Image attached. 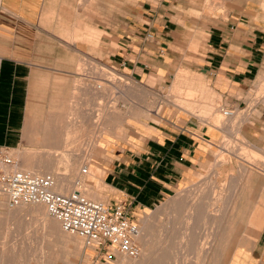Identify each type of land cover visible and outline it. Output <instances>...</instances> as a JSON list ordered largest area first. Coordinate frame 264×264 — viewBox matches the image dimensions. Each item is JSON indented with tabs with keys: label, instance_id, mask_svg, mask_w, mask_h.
Masks as SVG:
<instances>
[{
	"label": "crops",
	"instance_id": "1",
	"mask_svg": "<svg viewBox=\"0 0 264 264\" xmlns=\"http://www.w3.org/2000/svg\"><path fill=\"white\" fill-rule=\"evenodd\" d=\"M83 1L79 2L80 6L93 7L97 11L96 3ZM51 12L54 11L50 0H0V146L13 150V155L23 143L28 149L40 142L36 135L40 134L41 126L45 125L43 130L51 141L57 140L56 133L64 134L63 128L58 130L59 120L64 115L57 116L55 124H44L40 122L44 118L40 111L64 110L67 105L81 104L82 97L92 94H100L95 95L93 105L96 110L105 111L106 125L113 126L111 87L117 86L108 79L82 71L84 62L92 67L99 61L85 54L79 44L91 43L101 31L92 25L83 27L74 23L72 28L57 27L60 35L53 34L50 30H56L55 24L60 19L52 17ZM172 17L163 4L144 2L133 19L123 25L117 48L106 49L109 54L104 63L111 69L117 67V73L123 79L133 86H141L144 91L161 88L169 82L172 86L179 61L191 39L190 28ZM197 31L193 41L201 40L204 35L205 39L199 53L195 54L198 61L195 72L204 77L207 85L201 80L184 85L186 90L202 95L201 104L191 107L190 112L170 103L175 106L173 109L160 115L151 112L158 121L130 117L129 104H120L126 118L123 124L117 122L116 130L122 127L126 138L114 140L106 133L101 142L104 153L97 162L98 168L104 171L102 180L109 204L120 202L130 209L147 210L198 180L212 154L210 146L227 133L226 127L213 126L200 119H207L213 107L209 101L210 90L222 97L223 107L235 108L241 113L237 122L240 132L250 142L264 146V102L254 96L264 72V16L257 8L254 10L249 6L226 21ZM66 47L78 55H67ZM83 78L93 82L102 79L109 88L91 86ZM152 78L155 79L153 85L150 83ZM181 85L175 80L172 88ZM68 109L78 111L77 107ZM30 111L32 123L28 128ZM53 124L57 128L50 126ZM66 125L69 127L67 135L75 134L74 127L79 126L72 121ZM89 148L95 150L97 144ZM19 154L35 160L92 155H31L26 151H19ZM262 200L259 204L242 200V207L249 206V213L243 218L246 224L253 221L261 224L251 255L258 257L260 254L259 259L264 262V212H257L255 217V210L264 205V197ZM260 247L263 248L259 251Z\"/></svg>",
	"mask_w": 264,
	"mask_h": 264
},
{
	"label": "rangeland",
	"instance_id": "2",
	"mask_svg": "<svg viewBox=\"0 0 264 264\" xmlns=\"http://www.w3.org/2000/svg\"><path fill=\"white\" fill-rule=\"evenodd\" d=\"M81 1L84 2L83 0H50L51 8L54 11V12H51V16L54 18L60 19V22L55 24L56 30H50V32L53 34L60 35V28L57 29V27H60L61 25H66L72 28L74 23H79L83 27L85 25H92L101 31V32H98V35L95 38L96 40L92 39L93 43L92 42L91 43L82 42L79 44V47L81 46L80 49L85 54H90L95 58V60L99 61V63H97L96 65L92 64V67L90 66L88 62L87 63L84 62L85 64H83L82 66L83 67L82 71L83 72L88 71V73H90L89 75L91 76H95V77L99 76V77H103L104 79H108L111 81V83L117 86V88L115 89L111 87V90L113 93V110L110 113L112 114L113 126L106 125L107 122L105 119L106 118L105 111L96 110L95 106L93 105L94 98L100 94H92L86 97H82L81 104L79 105L75 104L74 106L67 105L65 106L66 109L64 110L51 109V110H46V111H40L39 114L44 117L43 120L42 119L40 120V122L44 124L48 122L56 123L58 122L56 120V117L64 115L63 118H60L59 122H61V126L58 127V130L63 128L62 130L64 131V134L56 133L57 140L51 141L50 137L48 138L43 130L45 128L44 127L45 125L41 126L39 127L40 134L36 135L37 137H39L40 142H38L37 144L35 143L34 148L30 147L28 149L26 147V144L23 143V145H21L17 150L14 151V156H16L19 151H26L31 155H36L39 153H46V154L60 153V154H66V155L67 154L68 155L69 154L70 155L72 154L84 155L86 153H89L92 155L88 156L87 158H83V159L89 160V162L91 163V165H93V167H98L97 162L100 160V157L103 156V153H104L103 149H101L102 147L101 142H102L103 137H105L106 133H108V135H112L114 140H121V139L125 140L126 138V133L125 131H123L122 127H120L119 130H116L117 122L121 121L123 124L126 118V115H122V112L120 109L121 103L129 104V113L131 114L130 117H133L136 119L141 118V117H146L148 119L158 121V119L150 111L151 110L155 111L159 113L160 115L164 113L165 111L169 109H173L175 107L170 104L171 102L179 103L180 101L184 109H187L190 112L192 111L191 104H189L188 102H184V100L181 101L182 99L189 97L188 92L190 90H186L184 84H186L187 82L191 83L192 81H195V80L196 81L201 80L207 85V82L205 81L204 77L198 75L195 72V66L198 62L196 60L195 54L199 53V50L203 46L204 39H205V35H204L201 37V40H198L196 42L193 41L194 35L198 34L197 30L199 28L212 26L213 24L219 21H224V20L226 21L229 18H231L232 15L240 13L241 10L249 6H251L254 10L255 8H257L258 13L264 16V0H217V1L213 0L214 3L212 2V0L211 1L210 0L209 1L208 0H86L89 3L91 2V4L96 3L97 11L93 9V7L85 9L84 7L80 6L79 2ZM144 2H150V4H163V6H165V8L169 10V14L173 16L172 17L173 19L177 20L180 23L185 24L186 26H188V28H190L189 34H190L191 39L189 41V45L186 47V52L184 53L182 59H180L179 68L176 70L173 76V79H172L173 84L175 80L176 82L182 83V85L179 88H176V87L172 88L173 84L172 86H169L170 85V82H169L166 85H163L161 88H156V89H153L152 91L151 90L144 91L141 88V86L140 87L133 86L132 84L128 83L125 79H123L117 73L119 71L117 67H114L113 69H111L110 68L111 66L106 65L103 61L109 54V52H107L106 49L109 47L113 49L117 48V40L120 34L122 33L121 30L123 28V25L133 19V16L137 14L138 10L142 7ZM213 4H216V5H213ZM56 41H58V43L61 44V42L58 39ZM66 54L71 55V56L78 55L72 49L69 50V48L67 47H66ZM80 56H81V59H84L82 55ZM179 76L181 78L180 80H177L176 78ZM82 80L85 82L91 83V86H94V87H97L100 85V86H103V89L109 88L107 83L102 79L96 82L88 81V80H85L84 78ZM154 80L155 79H153V81L152 79L150 80L151 85H153ZM255 93L256 94H254V96H257L258 99H261L264 102V72L262 73L259 79L258 85L255 87ZM102 95H104V93H102ZM199 97L200 96L197 95V93H195V99ZM209 101L212 104L211 106L213 105L216 106L215 109L217 113H215V115H218L219 121L215 120L213 116H211V114H213L214 112L213 107L207 119L200 118V117L199 118L205 120L206 122H208L209 124H212L213 126L226 127L227 133L214 146H210L212 149V154L210 156L208 163L203 168V171H201L202 175L192 185L187 186L183 190L179 191L175 196H173L172 198H169L162 204H159L158 206L147 209V210H139V209L133 208L131 209V212H130L132 218L139 224L140 230H141L142 227H145L142 224L141 220H143V218L145 217L148 211L150 212V214L151 213L153 214V212L154 213L157 212L158 209H162L160 210V212H158L160 214L161 211L163 212L166 209V211L161 213L162 216L159 214H156L159 217L155 218L154 220L155 223L152 224L153 227L154 225L157 224L155 226L156 228L152 227L151 230H153V232L150 231L151 233H148V237H147L149 238L147 239V241L149 242L148 243L149 246L148 245L146 246V251L150 249L149 251H147V253L151 255L150 257L159 256L161 252L166 250L164 251L162 255V256L165 255L163 258L160 255L161 257H159V259L161 260L159 264H162V263L173 264L172 263L173 261L175 262L174 264H177L179 262L182 263L183 257L185 258L186 256L188 258L186 257V259L184 260L187 262V264L188 263L190 264V262L191 264H203L204 262L205 264H208V262L206 263L205 256L203 258L201 256V259H200L199 255L197 256V253H195L194 251L193 252L191 251V253L188 251L189 252L188 253L187 250L186 252L188 254H186V252L184 251L185 250L184 247H183L184 250H182V248L177 249L179 251L180 250L182 251V253L178 251L179 257L177 256V259L179 262L175 261V259L173 260L172 258L175 256L174 255L175 253L171 254L172 251L173 252L175 251L172 249L176 247L177 241L180 240L179 238L177 240L176 236L180 237L179 235L182 231H184L183 230L184 228L187 227L184 232L185 233L188 232V235L187 233L185 235L184 232H182L183 234H181V236L183 235L186 237L184 240L186 241L185 243H187V240L189 241L196 240L197 236L199 237L197 239H199L201 243L207 242L205 240H207L208 234L212 231L211 227H209V224H205L203 222H200L201 223L200 224L198 221V217L195 214H191V212L189 211V208L191 207L193 203H200L203 201L204 202L208 201L209 199H207V196L210 194H211V199H212V193L213 195H214V192L215 194H217L219 191V186H221L222 184L227 185L226 191H225L226 195L230 193V195L232 196L235 190L233 185H235L236 183H233L231 179H229V174L233 173L236 177L237 176L239 177V175H241V172H239L240 171L239 161H241L242 159H246V160L249 159L250 161L256 162V163L258 162L260 164L259 167L263 169L262 173H264V146H259L253 142H250L247 139V137H245L244 134H242L240 130L237 128V122L239 121L241 113L237 111L235 118L225 117L223 113L221 112V108L223 107L222 97L218 96L217 94L211 93V90H210V95H209ZM70 107H77L78 111H74V112L72 110L69 111L68 108ZM178 111L180 113L187 114V112L183 110H178ZM83 114L84 116H82ZM96 114L97 116H95ZM188 114H191V113H188ZM31 115H32V111L29 112V117L27 120L28 128L31 127V123H32ZM71 121L78 123L79 126L77 125L74 127L75 134L67 135L66 132L69 130V127H67V125L65 126V124H68ZM54 124L50 126L52 127L54 126L55 128H57V126H55ZM94 142H96L97 144V149L91 150L89 147L92 144L96 145L94 144ZM222 147H225L227 151L224 150ZM249 155L253 156V159L249 157ZM240 157L242 159H240ZM83 168H86V167L81 166L80 172H82V174L84 175L85 180L83 181V179L79 178L78 181L75 182V188L80 189V190H83L86 188L89 190L91 186H94V184L96 183V180L93 177H91L89 173H83V170H82ZM67 169L68 168L61 165L58 171L59 173L62 174L66 172ZM255 170H254V174L252 175V178L250 179V181L244 184L246 186L244 188V192L242 194L241 200H243L244 202L259 204L263 201L262 198L264 197V176L260 172L257 171L258 170L257 168ZM99 171H100V175L102 174L104 175V171L102 169ZM46 173L52 175V173L45 172V174ZM231 184L233 187H231ZM228 185H230V188L233 191L229 190ZM105 188L106 186L103 184V181H102V188H100L101 189L100 193L101 195H103L105 199L101 200V202L108 203L109 195L106 192ZM196 188L198 189L196 190ZM227 188H228V191H227ZM194 190H196V192H194ZM202 190H204V192H202ZM72 192H74V190ZM187 193L190 196H192V198L189 197ZM200 194H204V195L200 196ZM230 195H228V199L230 198ZM197 196H200V198H198ZM195 197L196 199H193ZM179 198L181 199L183 198L182 201H180L181 199ZM226 199H227V196H226ZM186 200H189V201H186ZM199 200L200 202H198ZM215 202L219 203V206H220L222 200L221 199L218 201L216 200ZM169 203L172 204L171 207H169L170 206ZM177 206L179 207L178 209H177ZM214 209L215 210L211 211L213 216L219 213L216 211L218 210V207H215ZM260 211H262L260 213H263L264 207L261 208ZM187 212H190V215ZM211 215L209 217H212ZM257 215L258 213L256 212L255 217ZM11 216H8L7 217L8 219L3 218L2 221L0 220V223H1L0 224V263L1 264H4V263L5 264H44L43 262L45 261L43 260H45V257L50 252H52V250L49 251L48 248L45 247L46 245L45 246L41 245L42 236H43L42 232L44 231L42 227L43 224H42L41 217L29 214V213H23L16 217L14 216V218L12 217L13 219L12 220ZM193 217H196V218H193ZM199 218H203V217H199ZM194 219H195V223L193 221ZM189 221L192 222V226H190L191 222ZM158 223H159V226H161V228L158 226ZM187 223L188 225L186 226L185 224ZM195 224L201 225L202 227L196 226ZM202 224H205V225H202ZM157 226L159 228H157ZM189 226L192 227L193 229L189 228ZM194 226L197 227L195 229L196 231L199 230L198 232L200 234L194 230ZM188 230L192 232L190 233ZM158 231H160V233ZM154 232L155 233L157 232L156 235ZM205 233H206V237H205ZM241 233L242 235H244L243 237L244 240H250V238H252L253 241H257L259 234H260V232H258L254 228V226L246 227L245 230L242 231ZM165 236L166 237L168 236V237L165 240L163 239L162 241V237L165 238ZM192 236L193 238H190ZM169 237H171V240ZM78 239H80L79 244L81 245V248H82L81 252L76 257L74 256V254L69 255L68 261H72L75 264H107L103 262H97L93 259V257H90L89 255H87L90 251L86 250L84 241L81 238H78ZM50 241L52 244H55L54 249L56 250L54 251H56L58 254L62 253L61 256L63 257L65 252H64V248L62 244H59L56 242L54 243V240H52V238L50 239ZM166 241L171 242L172 244L169 245L168 242ZM158 242L159 244L160 243L161 244L159 245ZM162 242H163V245H165V247H163ZM179 242L180 241H178V243ZM166 244L169 246V249L168 247H166L167 246ZM139 246L141 247V252H142L143 249H145V247L142 245V243L140 244V242H139ZM238 247L239 245L237 246V248ZM158 248H160V251ZM250 248H251V251H250V259H249L248 264H256V262L257 264H264V262H261L259 259L260 254L258 255V257L256 255H251V252L255 250V244L253 245V242L250 243ZM262 248L263 247H260L259 251ZM157 251L159 252V254ZM167 251L170 252V255ZM154 252L155 253L157 252V254H155ZM183 252H185L184 253L185 255L183 254ZM182 254H183V257L181 256ZM41 255L44 256L42 258L43 260L41 259L42 257ZM12 256L14 259L12 258ZM169 256H170V259L168 258ZM62 257H59L57 264H65ZM120 257L121 256L116 257L114 259V262L111 264H118V260ZM165 257H167L168 261L165 259ZM3 258H4V261H3ZM11 259L12 261L10 262ZM39 259L42 260L43 262L41 263ZM162 260L163 262H161ZM164 261H166L167 263ZM45 264H47V262H45Z\"/></svg>",
	"mask_w": 264,
	"mask_h": 264
},
{
	"label": "bare ground",
	"instance_id": "3",
	"mask_svg": "<svg viewBox=\"0 0 264 264\" xmlns=\"http://www.w3.org/2000/svg\"><path fill=\"white\" fill-rule=\"evenodd\" d=\"M215 1H217V0H215ZM212 2L214 3L213 0H212ZM216 4H218V3H216ZM216 4H213V5H216ZM210 5H211V3H210ZM177 80H180V76L177 77ZM152 81H153V78H152ZM115 87H116V85H115ZM188 93H189L188 94L189 97H186V98L182 99L181 101L184 100V102H188L189 104L192 105V107L193 106L195 107V106L201 104V102H202V95L199 98L195 99V93H196L195 91H189ZM179 103H180V101H179ZM179 103L177 102V103H174V104H176L178 106H181L183 108L182 104L181 103L179 104ZM215 107L216 106L213 105L214 112H213V114H211V116H213V118L215 120H218L219 119L218 115H215V113H217ZM150 112H153V111L151 110ZM236 133H238V132H236ZM93 147H95V145L92 144V148ZM222 148L224 150H226L225 147H222ZM249 157H251L253 159V156L249 155ZM15 158L18 159V161H19V168L21 170H23V171H27V172H31L32 171L31 173H33V174H37L38 173V174H41V175H44L45 172L52 173V175L55 177V180H56V186L54 188V191L57 192V193L66 194V195L71 194L73 190L74 191L80 190V189L75 188V182L78 181L79 178L80 179H83V181L85 180L84 175L82 174V172H80V167L81 166H85L86 169H87V172L86 173H89V175L96 180V183L94 184V186H91V188L89 190L85 188L86 190L83 189L81 191H84L85 194L90 199H93L95 201L96 200L97 201H101V200H104L105 199L103 197V195H101V193H100L101 192V189L100 188H102V181H103L102 180V178H103L102 175L103 174L101 173L102 175H100V171H99L101 169H99L98 167H93V165H91V163L87 159H83V158H75V159L74 158L73 159L72 158H63L61 160H50V159H39V160H35V159L27 158V157H22L20 154L19 155H16ZM240 159H242V158L240 157ZM239 162H240V171L239 172H241V175H239V177L238 176L236 177L233 173H230L229 174V179H231V181L233 183H236L235 185H233L234 188H235V190H234L232 196L230 195V193L229 194L227 193L228 195H230V198L229 199H228V195H226V192H225L227 185L222 184L221 186H219V191H218L217 194H215V192H214V195H213V193L211 192L212 193V199H211V194H210V195L207 196V199H209V200L206 201V202H204V201L203 202H200V200L202 199L201 198L198 201L200 203H193V204L191 203L192 205L189 208V211L191 212V214H195L198 217L199 223L200 222H203L205 224H209V227H211V230L212 231L208 234L207 240H205L207 242L201 243L200 240L197 239V238H199L197 236L196 237V240H193L195 242H193L192 240H190V241L187 240V243H185L186 241H184V240H185L186 237L183 236V235L181 236V234H183L182 232H184L185 229L187 228L186 227L188 225V223H187V224H185L186 225L185 226L186 228L183 229L184 231H182L180 233V235H179L180 237H177L176 236L177 240H178V238L180 239V240H178L180 242L178 243V241H177L176 247L174 249H172V250H175L176 251L178 248H180V249L182 248V250L185 249L184 250L185 252H186V250H187V252L189 251L190 253H191V251L192 252L194 251L195 253H197V256L199 255L200 259H201V256H202V258L205 256L206 263L208 262V264H248V262H249L248 260L250 258V251H251L250 243L251 242L254 243L255 241H253L252 238H250V240H244V238H243L244 235H242L241 232L244 231L246 227H250V226H252V227L254 226V228L258 232H260V230H261V224L255 222V221H253V222H251L249 224H246V222L243 221L244 220L243 218H244L245 214L249 213L248 212V209H247L249 206H247L245 208L242 207L244 205V203L242 202L241 198H242V194H243L244 188H245V185L244 184L245 183H248L250 181V179L252 178V175L254 174V170L257 168L258 169L257 171L260 172V173H262L263 172V169L261 167H259L260 164L258 162L257 163L256 162H252L249 159L248 160L242 159ZM61 165H63L66 168H68L67 171L64 172V173H62V174L59 173V171H58V169L61 167ZM229 182H230V180H229ZM78 185H80V184H78ZM89 186H88V188H89ZM228 186H229L228 187L229 190H231L230 185H228ZM233 186L231 184V187H233ZM228 188H227V191H228ZM197 189L198 188H196V190ZM202 189H203V187H202ZM196 190H194V192H196ZM231 191H233V190H231ZM202 192H204V190H202ZM201 195L203 196L204 194H200V196ZM200 196H197V197L200 198ZM226 196H227V199H226ZM186 197H188V196H186ZM189 197L192 198V196H190V195H189ZM179 199H181V198H179ZM182 199L180 201H182ZM193 199H196V197L193 198ZM220 199L222 200V202H221V204L219 206V203H216L215 201L216 200L218 201ZM189 200H190V198H189ZM189 200H186V201H189ZM183 202H184V200H183ZM169 204H170L169 207H171L172 204L171 203H169ZM166 205H165V207H166ZM163 207H164V205H163ZM215 207H218V210H216V211L219 212V213H217V214H215L213 216V214L211 213V211L212 210H215L214 209ZM263 207H264V205L261 206V207H258L255 210V212H261L260 209L263 208ZM160 208H161V206H160ZM178 208L179 207L177 206V209ZM160 210H162V209H158V211L156 210L157 212H155V213L153 212V214L152 213L150 214V212L148 211L146 213L145 217L143 218V220H141L142 221V224L145 227H142L141 230H140L141 232H140L139 242H140V244L142 243V245L145 247V249H143V247H142L143 251L141 252L140 257H138L137 259H135V258L133 259V258H128V257H125V256H121L119 258V260H118V264H159V262L161 260V259H159V257H161L163 255L164 251H166V250H164L160 254L157 251L158 254H159V256L150 257L151 255L147 253V251H149L150 249L146 251V246L149 243L147 241V239H149V238H147L148 237V233H151L150 231L153 232V230H151L152 227H153L152 224L155 223V221H154L155 218L159 217L156 214H159L158 212H160ZM186 210H185V212H186ZM164 211H166V209ZM163 212L161 211V213H163ZM190 212H187V213H189V215H190ZM23 213H29V214H32V215L41 217L42 224H43L42 227L44 229V231L42 232L43 233V236H42V244L41 245L42 246L43 245L44 246L46 245L45 247L48 248L49 251L52 250V252H50L49 254L47 253L48 254L47 256L45 254V256H46L45 257V260L42 259L44 256L41 255L42 256L41 259L43 261L47 262V264H57V261H58L59 257H62L61 256L62 253L61 254H58L56 251H54V250H56V249H54L55 244H52L51 241H50V239L52 238V240H54V243L56 242V243L62 244V246L64 248V252H65L64 253V256L62 257V259L64 260L65 264H75L72 261H68V256L71 255V254H74V256L76 257L81 252V249L82 248H81V245L79 244V241H80V239H78L79 237L65 232L62 229L61 224L56 219H53L49 215L48 210H47V208L45 206H43V205H23V206H20L18 208H10L8 206V204H7L6 198L0 197V220L1 221L3 220V218H7L8 216H11L12 215L11 216V219H12V217L14 218V216L16 217V216L21 215ZM161 213L159 215H161ZM171 214H173V213H171ZM210 215L212 217H209ZM199 217H203V218H199ZM193 218H196V217H193ZM186 220H188V219H186ZM193 221L195 223V219ZM189 222H191V221H189ZM243 222H244V224H243ZM190 224L189 225L192 226V222ZM205 224H202V225H205ZM156 225H154L153 228H156L155 227ZM158 226H159V223H158ZM158 226H157V228H159V227L161 228V226H159V227ZM190 226H189V228H192ZM196 226H201V225H196ZM196 226H194V230L195 231H196L195 228H197ZM165 228H166V226H165ZM188 231L190 232V230H188ZM198 231H196V232H198ZM158 232L160 233V231H158ZM156 233H155V235H156ZM186 233L188 235V232H186ZM186 233H185V235H186ZM166 234H168V233H166ZM152 235H153V233H152ZM169 235H171V234H169ZM167 237L166 236H165V238L162 237V241H163V239L165 240ZM205 237H206V233H205ZM169 238L171 240V237H169ZM190 238H193V236L190 237ZM173 239H172V241H173ZM170 240H168V241H170ZM168 241H166V242H168ZM154 244H155V242H154ZM158 244H159V242H158ZM168 244L170 245L172 243L171 242H168ZM159 245H158V247H159ZM162 245H163V242H162ZM238 245H239V247L237 248ZM155 246H153V247H155ZM163 247H165V245H163ZM166 247H168V249H169V246L168 245ZM183 247H184V249H183ZM158 249L160 251V248H158ZM175 251L174 252L173 251L171 252V254L172 253H175L174 254L175 256L174 257L171 256V257L173 258V260L175 259V261H178L177 256L179 257V252L182 253V251L181 250L180 251L177 250L176 252ZM157 252L156 253L154 252V253L157 254ZM185 252H183V254ZM187 252H186V254L189 253V252L188 253ZM151 253H153V252H151ZM168 253L170 255V252H168ZM4 254H5V252H4ZM92 254H93L92 251H90L87 255H89L90 257H92ZM183 254L181 255L182 257H183ZM164 256H162V258ZM186 257L185 258L183 257V259H182V263L183 264H187V262L184 260V259H186ZM9 258H10V256H9ZM12 258H13V256H12ZM20 258H22V257H20ZM25 258H27V257H25ZM168 258L170 259V256ZM29 259H31V258H29ZM165 259L167 260V257H165ZM42 260L39 259V261H41V263L43 262ZM3 261H4V258H3ZM11 261H12V259L10 260V262ZM204 261H202V262H204ZM6 262H7V260H6ZM45 262H43V263L45 264ZM161 262H163V260ZM164 262H166V261H164ZM115 263H117V262H115ZM172 263L174 264L175 262L173 261ZM179 263H181V262H179ZM179 263H177V264H179ZM162 264H164V263H162ZM190 264H191V262H190ZM203 264H205V262Z\"/></svg>",
	"mask_w": 264,
	"mask_h": 264
},
{
	"label": "built area",
	"instance_id": "4",
	"mask_svg": "<svg viewBox=\"0 0 264 264\" xmlns=\"http://www.w3.org/2000/svg\"><path fill=\"white\" fill-rule=\"evenodd\" d=\"M1 63L0 59V67ZM221 112L227 118L237 114L235 108L228 107H222ZM55 186L53 175L21 170L13 150L0 146V197L6 198L10 208L45 206L65 232L84 241L97 262L111 264L118 256L140 257V226L128 206L92 200L81 190L68 195L57 193Z\"/></svg>",
	"mask_w": 264,
	"mask_h": 264
}]
</instances>
